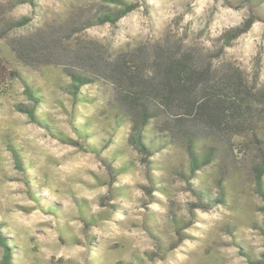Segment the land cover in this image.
Segmentation results:
<instances>
[{
  "label": "rangeland",
  "instance_id": "1",
  "mask_svg": "<svg viewBox=\"0 0 264 264\" xmlns=\"http://www.w3.org/2000/svg\"><path fill=\"white\" fill-rule=\"evenodd\" d=\"M121 3L137 8L115 26L85 28L89 19ZM0 4L9 19L29 18L11 37L71 21L78 23L72 28L80 30L76 37L110 51L167 37L239 68L250 83L264 85V22H255L233 40L224 39L252 14L253 8L241 0H0ZM257 11L264 13V0ZM0 57L19 74L8 80L9 88L0 98V231L12 249L14 264L259 261L264 249V202L251 184L225 185L224 203L189 214L190 205L199 203L191 188L209 187L210 197H218L213 168L192 176L186 155L173 148L155 152L146 165L144 156L126 141L128 128L107 127L100 108L102 89H82L95 99L94 106L72 105L58 88L69 83L60 69L18 65L4 40ZM25 85L41 97L39 113L77 145L59 141L16 111V105H33L24 94ZM86 119L94 125L88 137L99 152L79 146L83 140L74 125ZM8 143L21 157L24 170L15 166ZM102 160L117 168L128 164V169L114 179ZM171 213L192 223L181 236L175 234ZM83 215L93 222L84 223Z\"/></svg>",
  "mask_w": 264,
  "mask_h": 264
},
{
  "label": "trees",
  "instance_id": "2",
  "mask_svg": "<svg viewBox=\"0 0 264 264\" xmlns=\"http://www.w3.org/2000/svg\"><path fill=\"white\" fill-rule=\"evenodd\" d=\"M241 2L253 8L252 14L224 37L226 42L246 33L255 22H264V13L257 11L262 0ZM120 5L89 19L85 28L115 26L137 8L134 3ZM28 23L26 17L9 19L0 4V40L6 42L15 63L30 70L60 69L69 83L58 88L69 96L72 105L94 106L95 99L82 89H102L100 108L105 111L107 127L128 128L126 141L144 156L146 165L155 152L173 148L186 155L190 175L214 169L212 178L218 197H210L209 187L191 188L199 203L190 205L189 214L212 203H224V186L232 183L251 184L264 202V85L250 83L239 68L167 37L110 51L95 41L76 37L80 30H72L78 24L72 21L26 37H11ZM18 76L0 57V98L9 88L8 80ZM24 94L33 105H16V111L26 114L31 123L43 126L59 141L78 144L39 113L41 97L32 86L25 85ZM93 126L86 119L74 129L83 140L79 146L96 153L99 149L88 137L94 133ZM7 148L17 169L24 170L16 149L9 143ZM103 162L114 179L128 169V164L117 168L113 162ZM82 219L86 224L93 222L92 217ZM171 222L177 236L192 224L174 213ZM0 247V264H14L12 249L1 231ZM256 264H264V249Z\"/></svg>",
  "mask_w": 264,
  "mask_h": 264
}]
</instances>
